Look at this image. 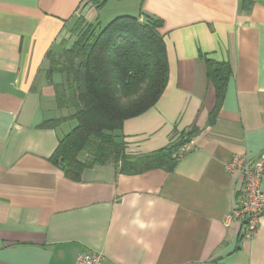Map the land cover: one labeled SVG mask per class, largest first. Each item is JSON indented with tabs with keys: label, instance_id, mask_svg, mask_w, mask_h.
<instances>
[{
	"label": "crops",
	"instance_id": "1",
	"mask_svg": "<svg viewBox=\"0 0 264 264\" xmlns=\"http://www.w3.org/2000/svg\"><path fill=\"white\" fill-rule=\"evenodd\" d=\"M121 16L160 20L169 61L158 103L124 124L128 152L199 134L172 172L109 164L73 181L50 160L73 121L43 127L70 113L58 110L64 79L49 75L47 55L72 47L79 20ZM204 57L232 72L211 124ZM263 152L264 0H0V264H75L83 252L103 264H264V213L253 239L225 225L242 189L226 163Z\"/></svg>",
	"mask_w": 264,
	"mask_h": 264
},
{
	"label": "trees",
	"instance_id": "2",
	"mask_svg": "<svg viewBox=\"0 0 264 264\" xmlns=\"http://www.w3.org/2000/svg\"><path fill=\"white\" fill-rule=\"evenodd\" d=\"M161 28L158 19L142 21L134 16L118 17L105 27L79 20L72 47L61 54L48 53L49 75L58 73L64 79L55 86L58 110L70 113L43 127L76 123L50 158L70 180L79 181L86 169L109 164L125 175L155 169L172 172L185 154L182 145L199 134L194 126L176 133L166 147L152 153L132 155L127 150L125 122L152 109L168 85L169 61ZM204 58L216 93L211 124L222 107L232 72L227 62Z\"/></svg>",
	"mask_w": 264,
	"mask_h": 264
},
{
	"label": "built area",
	"instance_id": "3",
	"mask_svg": "<svg viewBox=\"0 0 264 264\" xmlns=\"http://www.w3.org/2000/svg\"><path fill=\"white\" fill-rule=\"evenodd\" d=\"M226 171L242 177V189L239 201L227 217L225 225H239L244 239H253L259 229L264 213V192L261 182L264 177V152L256 161L245 156H236L226 163ZM104 255L98 252H83L78 255L75 264H103Z\"/></svg>",
	"mask_w": 264,
	"mask_h": 264
},
{
	"label": "rangeland",
	"instance_id": "4",
	"mask_svg": "<svg viewBox=\"0 0 264 264\" xmlns=\"http://www.w3.org/2000/svg\"><path fill=\"white\" fill-rule=\"evenodd\" d=\"M75 125H76V123H75V122H72V126H71L70 129H72ZM70 129H69L68 131H70ZM190 140H191V139H190ZM191 141H192V140H191ZM191 141H190V142H191ZM190 142H189V143H186V144H183L181 150H187V149L189 148V144H190ZM111 165H113V164H111Z\"/></svg>",
	"mask_w": 264,
	"mask_h": 264
}]
</instances>
